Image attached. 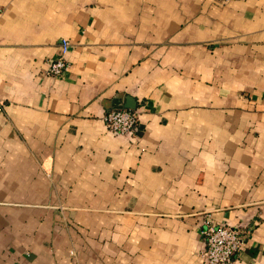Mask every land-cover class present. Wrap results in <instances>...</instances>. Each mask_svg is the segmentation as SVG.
Here are the masks:
<instances>
[{
  "label": "crops",
  "instance_id": "crops-1",
  "mask_svg": "<svg viewBox=\"0 0 264 264\" xmlns=\"http://www.w3.org/2000/svg\"><path fill=\"white\" fill-rule=\"evenodd\" d=\"M0 101V264H264V0H0Z\"/></svg>",
  "mask_w": 264,
  "mask_h": 264
},
{
  "label": "built area",
  "instance_id": "built-area-1",
  "mask_svg": "<svg viewBox=\"0 0 264 264\" xmlns=\"http://www.w3.org/2000/svg\"><path fill=\"white\" fill-rule=\"evenodd\" d=\"M222 3L229 0H219ZM61 51L49 65L47 74L55 77L61 76L70 66L67 53L70 42L63 39ZM3 102L0 101V110ZM103 120L107 128L123 136H133L137 130L140 113L136 109L115 108L107 111ZM205 247L201 257L207 264H234L236 255L242 250L246 242V234L239 227L230 224L206 223L202 228Z\"/></svg>",
  "mask_w": 264,
  "mask_h": 264
}]
</instances>
